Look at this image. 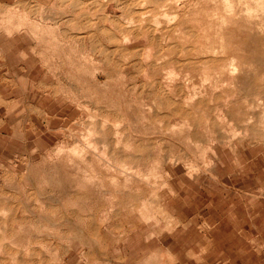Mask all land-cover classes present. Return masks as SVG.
Returning <instances> with one entry per match:
<instances>
[{"label": "bare ground", "instance_id": "bare-ground-1", "mask_svg": "<svg viewBox=\"0 0 264 264\" xmlns=\"http://www.w3.org/2000/svg\"><path fill=\"white\" fill-rule=\"evenodd\" d=\"M0 38L33 43L44 72L36 86L88 109L78 117L92 127L76 152L94 153L95 178L115 188L161 177L159 167L184 172V145L217 158L221 146L264 140V0H0ZM95 116L123 125H98ZM114 131L118 139L107 140ZM101 163L112 167L107 177ZM168 176L153 184L171 190ZM10 215L1 200L2 258L17 250ZM85 225L106 249L103 226L94 217Z\"/></svg>", "mask_w": 264, "mask_h": 264}, {"label": "rangeland", "instance_id": "rangeland-1", "mask_svg": "<svg viewBox=\"0 0 264 264\" xmlns=\"http://www.w3.org/2000/svg\"><path fill=\"white\" fill-rule=\"evenodd\" d=\"M32 49L29 40L0 38V201L9 203L17 249L13 259L0 252V263L264 264V140L238 150L221 146L217 158L184 145V172L159 167L161 177L115 188L95 178L94 153L76 152L92 127L78 117L88 109L70 103L64 91L55 96L36 86L44 72ZM94 120L114 130L123 125ZM128 128L130 146L137 135L133 123ZM170 146L178 155L179 144ZM101 165L107 177L112 167ZM166 174L171 190L153 184ZM92 217L106 231V249L86 231Z\"/></svg>", "mask_w": 264, "mask_h": 264}]
</instances>
